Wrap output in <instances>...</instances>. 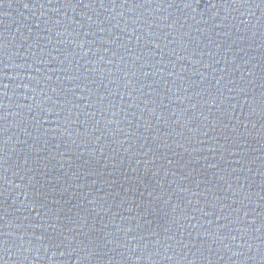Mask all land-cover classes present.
<instances>
[{
    "label": "water",
    "instance_id": "95a60500",
    "mask_svg": "<svg viewBox=\"0 0 264 264\" xmlns=\"http://www.w3.org/2000/svg\"><path fill=\"white\" fill-rule=\"evenodd\" d=\"M0 264H264V0H0Z\"/></svg>",
    "mask_w": 264,
    "mask_h": 264
}]
</instances>
